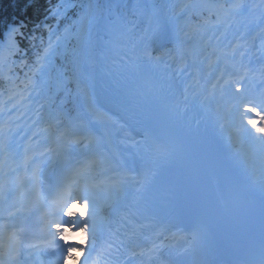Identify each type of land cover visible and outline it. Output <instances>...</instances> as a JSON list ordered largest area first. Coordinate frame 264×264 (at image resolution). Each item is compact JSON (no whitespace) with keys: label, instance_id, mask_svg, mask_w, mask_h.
I'll return each mask as SVG.
<instances>
[{"label":"trees","instance_id":"obj_1","mask_svg":"<svg viewBox=\"0 0 264 264\" xmlns=\"http://www.w3.org/2000/svg\"><path fill=\"white\" fill-rule=\"evenodd\" d=\"M50 3V9L62 6L63 0H0V63L11 62V59L25 55V60H31V53L38 51L39 41L45 37L48 28L45 23H49L48 19L40 12ZM71 1V0H68ZM177 5L182 8L181 20L184 27L187 28L193 37L186 44L188 55L200 57L203 52L211 50L212 43L207 38V29L209 25L208 14L218 10V2L216 0H175ZM72 9H66L61 22L65 23L75 18L83 9L86 0H73ZM54 10V9H53ZM56 10V9H55ZM18 31L9 40V33L12 28ZM209 36V35H208ZM80 37L72 36L70 44L64 51L65 58L69 60V64L75 63L78 59L75 53L79 50ZM202 58V57H201ZM60 65L62 62L60 61ZM70 66L67 72L74 80L79 74Z\"/></svg>","mask_w":264,"mask_h":264},{"label":"snow or ice","instance_id":"obj_2","mask_svg":"<svg viewBox=\"0 0 264 264\" xmlns=\"http://www.w3.org/2000/svg\"><path fill=\"white\" fill-rule=\"evenodd\" d=\"M115 7H116L115 5H109L108 11L110 15ZM57 14H59V12H57ZM118 19L122 20L123 18L118 17ZM99 21H100V17L97 13V6L94 5L90 0V2L86 6H83V10L81 11L77 21L81 26V32L91 36L93 29L98 28ZM114 24L115 22L109 21L110 26L114 27ZM109 30H111V28ZM17 31L18 29L15 27L11 29V32L9 33L10 41L12 36L16 34ZM167 38L168 37L166 30L158 27L157 29L153 30L152 35L148 39L149 41L158 43L162 46L164 42L167 40ZM116 43L121 46H126L128 49L127 53H125V56H121V60H124L126 56L131 54L132 56L136 57L137 61H140L141 57L136 56V51L138 47L144 48L143 55L146 56L148 60L153 59V57L151 56V52L148 51L147 46L144 44V37L141 36L138 38V40L134 39L133 36L131 35V29L126 31H119L118 39ZM47 51L48 49H45V52ZM156 59L159 60V57H157ZM141 66L142 65L140 63L136 64V67L138 68ZM81 91L89 99V101L93 102V106H90L88 114L81 116L80 118L81 123H83L85 120H87L89 124H92L93 122L99 123L105 119H111L108 113L103 112L94 106V99L87 89H81ZM245 108H246V112L255 113V115L260 118V122L258 124L256 119L248 118L247 124L251 125V129H254V133L252 130L244 128L243 124L241 125L239 131L243 134H246L250 140L256 141L261 145H264V105L260 106V110H257V106L255 105H251V106L245 105ZM56 123L59 124L60 122L56 121ZM52 126H53L52 124L48 125L49 128H51ZM0 128H3V125H0ZM255 134H259V135H255ZM68 135L72 136L70 143L80 142V140L75 136L74 133H70L69 129L65 128V130L61 132V136L65 137ZM89 143H91V138L89 139ZM29 159H30L29 157H26V163ZM88 170H89V166L87 165L79 168H75L71 170L67 175H65L61 183L59 184L54 203H57L60 206L61 210L65 208L67 209L65 215L68 216L75 215V213L71 211V208L76 207L77 202L83 203V208L81 209L80 212L81 216H84L85 211L89 208H91L92 210L91 215H95L96 210L94 203L92 200H90L88 195L89 186L81 183L83 178L86 176ZM2 191H3V185H0V192ZM73 192H79L80 195L73 196ZM90 218L91 217H89V219ZM89 219H85L84 221L78 224L79 231L77 234L82 236L90 235L94 239L95 226L94 224L89 223ZM53 226L57 228V232L59 233V239L67 240V237L64 235V233L67 232L68 230L61 229L58 223L53 224ZM90 229L91 231H89ZM77 251H83V249L78 250L74 247H68L67 254L64 257L65 261H67L68 259H73V260L78 259V257L73 256V253ZM0 264H2V262H0ZM253 264H264V245L261 246L258 260H255Z\"/></svg>","mask_w":264,"mask_h":264},{"label":"bare ground","instance_id":"obj_3","mask_svg":"<svg viewBox=\"0 0 264 264\" xmlns=\"http://www.w3.org/2000/svg\"><path fill=\"white\" fill-rule=\"evenodd\" d=\"M97 1V13L98 15L102 11L101 0ZM110 5H115L114 8L116 13L125 17L129 15V21L131 23L132 31L137 30L139 25L141 24V20L146 17L147 12H153L156 18L158 19V27L165 26L167 28V40L164 47L162 48V53H157L155 55V71L158 74H161L163 77L167 76L170 78L171 82L179 85L184 93L189 95L190 97L198 98V95L195 93L194 89L191 87H187L189 84V79L187 77V70L185 69V65L182 62V59L179 54L178 47V39L175 34V25L172 23V20L168 17L171 13V8L167 4L166 0H107ZM114 9L112 11H114ZM115 12V11H114ZM258 16L254 18H249L248 16L243 17L244 28L242 31H237L236 35L238 36L239 42L244 43L245 39L250 38L254 31H257L260 24L262 23V12L257 13ZM96 29V28H95ZM95 29L92 31V35L90 37V45L89 50L91 53L93 52V46L97 43V35L95 33ZM264 31V30H262ZM244 41V42H243ZM92 49V50H91ZM159 57V60L156 58ZM87 63L90 64L89 74L91 79L93 78V70H92V60L88 59ZM93 64V63H92ZM90 90L93 92V85L91 80ZM113 136L117 139L116 145L123 152L125 157L132 162L135 159V155L133 154L132 147L134 144V139L124 128H121L119 125H115ZM123 139L127 141L125 144ZM57 217V215H56Z\"/></svg>","mask_w":264,"mask_h":264},{"label":"rangeland","instance_id":"obj_4","mask_svg":"<svg viewBox=\"0 0 264 264\" xmlns=\"http://www.w3.org/2000/svg\"><path fill=\"white\" fill-rule=\"evenodd\" d=\"M167 1V4L170 6V8H171V13H170V15L168 16L171 20H172V23L175 25V27H176V29H175V34H176V37H177V39H178V47H179V54H180V56L182 57V55H184L183 53H182V47H181V43L179 42V40H186L187 38H188V36H189V34L186 32V33H182L181 32V30H180V23L177 21V16L180 14L179 13V11H180V9L175 5V3L173 2V0H166ZM90 2V0H88L87 2H86V5L88 4ZM91 2L94 4V5H96L97 4V1H95V0H91ZM97 6V5H96ZM78 18H79V16H78ZM78 18L76 19V26L74 27V29H73V31L75 32V33H81V26H80V24L77 22L78 21ZM85 36L86 37H88L89 35H87L86 33H85ZM85 37V38H86ZM88 43H90V40H89V42L87 41V43H86V46H88L89 44ZM88 44V45H87ZM89 56V54H86V58ZM183 58V57H182ZM85 64V63H84ZM88 70H89V65H87V64H85V66H84V72H85V74H88ZM87 84L88 83H80V85H81V87L83 88V89H87ZM75 214L77 215V213L75 212ZM76 215H73V216H68L69 218H70V220H73V217H74V221H72L71 222V227L74 229V231H78L79 230V228H77L78 227V220H79V218H80V213H78V216H76ZM78 219V220H77ZM75 245L77 246V247H82L83 245H82V243H80V242H78L77 240L75 241Z\"/></svg>","mask_w":264,"mask_h":264}]
</instances>
